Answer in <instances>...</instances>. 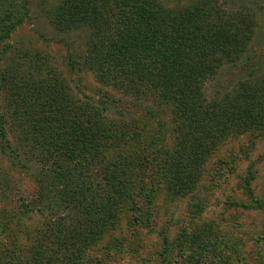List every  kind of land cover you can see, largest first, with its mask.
I'll return each mask as SVG.
<instances>
[{
	"label": "rangeland",
	"instance_id": "1",
	"mask_svg": "<svg viewBox=\"0 0 264 264\" xmlns=\"http://www.w3.org/2000/svg\"><path fill=\"white\" fill-rule=\"evenodd\" d=\"M156 1L170 13L202 5L240 34L228 48L231 60L221 57L204 83L199 105L252 90L259 93L250 107L264 103V0ZM102 2L0 0V264H69L57 260L95 200L112 221L92 226L80 264H264V118L250 125L253 114L244 112L227 130L213 120L214 134L183 145L179 126L188 128L190 112L178 116L161 99L131 101L85 58L90 12ZM131 42L111 40L117 52ZM31 89L38 100L23 108L20 96ZM92 105L103 127L132 125L138 139L127 144L104 133L93 147L101 127L78 117ZM120 153L140 156V164L129 169L134 185L114 199L109 177L116 172L108 163ZM117 174L114 193L127 177Z\"/></svg>",
	"mask_w": 264,
	"mask_h": 264
},
{
	"label": "trees",
	"instance_id": "2",
	"mask_svg": "<svg viewBox=\"0 0 264 264\" xmlns=\"http://www.w3.org/2000/svg\"><path fill=\"white\" fill-rule=\"evenodd\" d=\"M102 3V8L93 7L90 12L93 14L89 17L93 37L85 58L94 62L97 76L101 81L112 86L124 87L125 96L131 101H139L141 98L146 102L159 103L161 99L166 102V105L171 101L173 110L179 113L178 116L186 117L185 111H187L190 112L192 120L194 115L198 117L199 113L206 115L207 117L204 116L206 121L193 123L189 117L190 123L187 129H185V123H180L179 142L183 145L187 142L191 144L190 146H194L197 135L200 140L214 134L213 124L217 125V122H220L219 124L227 130L229 121L235 123L238 115L244 112L247 115L253 114V119L248 118L250 125L263 121L264 103L259 102L250 107L252 102L249 97L257 95L256 93H259L257 90L250 91V94L241 91L237 93V96L228 94L208 107L198 104L201 97L204 100L202 93L204 83L212 79L217 70L222 67L221 57L226 56L227 60L232 58V50L228 48L232 47L231 44L238 42L240 34L239 32L229 33L231 21H213L211 17L213 12L204 9L202 5L193 8L180 7L177 11L170 13L156 0H103ZM246 32L243 36L248 38ZM112 39L117 42L122 39L132 40L129 43L130 49L117 52L112 48ZM150 40L153 41L151 44ZM118 57L123 58L119 60ZM115 58L118 60H114ZM137 74L141 79L140 82L137 81ZM14 78H19V75ZM162 84H167V87H162ZM24 86L22 88L25 90L30 87V83L26 81ZM31 91L30 93L25 91L28 93L26 96H20L22 101L19 103L23 108H28L38 100V90L31 89ZM130 94H132L131 97ZM91 107L88 112L80 111L78 117L91 119L93 125L101 127L97 128L98 136L94 137L93 147L97 142L102 141L104 133V139L114 141L122 135L120 140L123 138L127 144L128 140L138 139V133L134 132L132 125H126L124 131H121V127L106 128L107 123L103 127L100 124V111H97V107L93 105ZM209 107H215L211 109L213 114L208 110ZM213 120L215 122L212 124ZM144 150L142 148V152ZM148 152V158L151 159V153ZM139 157L120 153L114 159L115 162L108 163L110 166L108 168L116 172V177H109L111 198L115 195L125 196L134 185L130 179L129 169L131 165L140 164ZM151 160L154 164L156 156H153ZM119 171L127 173V177H124L122 182V190L114 193V179H117ZM96 188L101 190L99 183L96 184ZM110 202L113 205L114 201ZM93 205L94 211L84 219L81 229H76L77 235L74 233L75 236L72 235V238L65 243L71 249L65 255L61 254L59 259L54 257L55 260L62 259L69 264H80L84 255L81 247L83 242L88 243L86 238L92 236V226L99 227L106 220L112 221L111 214L103 210V201L95 200ZM86 233L87 236H84L83 234L86 235ZM81 237H84V240ZM50 250L52 249L46 248V252Z\"/></svg>",
	"mask_w": 264,
	"mask_h": 264
}]
</instances>
